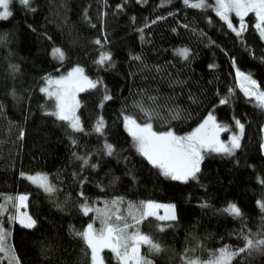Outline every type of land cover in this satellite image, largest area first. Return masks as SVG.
Listing matches in <instances>:
<instances>
[{"label":"trees","instance_id":"16d2710c","mask_svg":"<svg viewBox=\"0 0 264 264\" xmlns=\"http://www.w3.org/2000/svg\"><path fill=\"white\" fill-rule=\"evenodd\" d=\"M10 9L12 15L0 20V203L27 195L36 222L27 228L10 220L17 213L11 203L0 216L19 264H92L91 250L76 233L89 223L102 225L95 211L85 215L81 206L97 208L121 197L133 205L175 206L174 221L152 216L129 228L160 245L159 252L141 248L152 264L207 261L225 245L239 249L244 236L264 233L257 204L264 201V109L244 95L236 77L238 68L264 90V38L254 13L237 37L213 9L190 8L183 0H31L28 7L13 0ZM232 21L239 27L234 14ZM54 48L63 50V61L53 57ZM181 48L189 49L187 59L177 55ZM101 52L110 53L111 61L97 64ZM76 64L101 82L79 95L82 133L49 115L55 101L40 91L46 76ZM224 98L229 102L220 104ZM141 108L151 114L154 131L178 136L194 131L209 112L230 127L225 138L239 120L241 146L230 156L206 153L197 180H172L137 152L125 128L124 115L148 121ZM100 117L103 136L93 131ZM105 142L113 145V155L102 150ZM21 173H46L57 191L49 194ZM230 203L241 217L223 211ZM105 257L107 264H119L109 249ZM232 264H264V251L241 253Z\"/></svg>","mask_w":264,"mask_h":264},{"label":"snow or ice","instance_id":"6c2138e0","mask_svg":"<svg viewBox=\"0 0 264 264\" xmlns=\"http://www.w3.org/2000/svg\"><path fill=\"white\" fill-rule=\"evenodd\" d=\"M13 0H0V20H6L11 15L10 4ZM31 0H19V3L25 7L30 6ZM170 3V0H162V4ZM185 6L194 9H213L216 15L225 22L227 27L231 29L237 37H241L246 31L247 25L245 17L249 13H254L257 22L254 27L258 30L261 38H264V0H214L209 3L208 0H183ZM122 5H117V8H122ZM34 11V9H32ZM232 14L239 18V27H236L232 21ZM172 15V13H169ZM164 17H157V20ZM153 20L152 23H156ZM145 27H148L146 24ZM185 27H187L185 25ZM143 31V30H141ZM100 44V40L95 41ZM52 55L55 59L63 61L65 54L62 49L54 48ZM177 55L187 59L189 57V49L181 48L177 50ZM110 53L101 52L97 64L103 65L105 62L111 61ZM134 59L139 60L136 56ZM15 67V66H13ZM209 67H214L210 65ZM236 77L240 90L250 100H254L256 106L264 109V90L260 88L258 82L252 78L251 74H246L236 69ZM100 81H93L84 74V69L77 65L65 76L46 78V86L40 89L50 99H54V111L48 113L55 116L59 121L66 122V125L73 133L85 132L80 117L77 115V110L80 107V102L77 95L80 92L88 89H94ZM231 91V90H230ZM105 100L111 99L105 95ZM150 99L155 100L154 97ZM228 99L220 100V104L228 103ZM148 117V121L139 123L131 115H124L123 121L126 130L134 141L137 152L143 156L154 168L160 170L161 174L169 177L172 180L187 182L189 180H197L198 174L201 171V162L204 160L206 153H218L226 156L232 155L236 149L240 148V139L243 135L244 125L239 121H235L236 127L239 129V134H233L227 142L220 139V134L230 131V127L225 124L218 123L213 113L209 112L204 121L191 133L184 136H178L173 131L157 132L153 130V125L150 122L151 114L141 108ZM177 118V117H173ZM104 120L103 117L97 119L93 131L101 136L104 135ZM72 143L76 144L77 140L72 139ZM102 150L109 156L113 155V145L105 142ZM75 156L76 154L73 153ZM77 159L82 160L84 165L89 164L87 157L77 156ZM96 167V165H91ZM27 180L42 188L45 192L53 194L57 191L54 184L49 180L48 174L36 173L34 175H26L21 173ZM264 183V180L261 181ZM83 196V193H81ZM26 195L17 197H3L4 203H0V216L8 212L9 204L19 212V209L26 207ZM123 203V198H116L110 202L111 206L104 209L89 207L86 203L81 206L85 215L95 211L100 219L102 228L97 232L93 228V224L89 223L83 232H77L87 247L91 250L92 264H104V258L101 255L104 249H109L115 254L119 264H152V261L141 254V246H147L150 252H159L160 245L155 242L151 236L142 234L139 231L129 233V228H134L146 217L156 216L155 209L164 207L166 213L163 216H157L161 221L176 220L174 205H158L153 202L142 204L145 211H140L139 219L134 214L133 209L136 206L129 203L127 217L120 212L119 205ZM258 206L264 211V201H258ZM224 212L241 217L242 212L236 204L230 203ZM128 218L135 221V225L129 224ZM10 220H19V222L27 228L35 226V220L27 213L9 216ZM163 231V228H160ZM10 233L0 224V254H3L0 259L6 258L9 264H19L18 259L14 254V250L8 243ZM244 246L233 250L229 245H225L214 252L207 261H200L199 258L187 259L185 264H232L235 257L244 252L252 250L264 251V233L259 234V238H253L251 235L244 236Z\"/></svg>","mask_w":264,"mask_h":264},{"label":"rangeland","instance_id":"374dc122","mask_svg":"<svg viewBox=\"0 0 264 264\" xmlns=\"http://www.w3.org/2000/svg\"><path fill=\"white\" fill-rule=\"evenodd\" d=\"M10 11H11V9H10ZM78 64H76V65H74V67H76ZM80 66V65H79ZM74 67H72L71 69H69V70H66V72H61V73H57V74H53V75H48V76H46L45 77V80H44V83H43V85L41 86V88L42 87H44V86H46V78L47 77H49V76H51L52 78H58V77H60V76H65V75H67V73L69 72V71H71ZM80 67H82V66H80ZM83 68V67H82ZM84 74H85V72H84ZM89 77V76H88ZM90 78V77H89ZM91 80H93L92 78H90ZM94 81V80H93ZM81 93V92H80ZM80 93H78V95H77V99L80 101V98H79V95H80ZM77 112H78V110H77ZM219 123V122H218ZM193 132V131H192ZM263 132H264V129H263ZM191 133V132H190ZM226 133H228V132H223V133H221L220 134V139L222 140V141H224V142H227L229 139H230V137L233 135V134H239V129L237 128L236 130H235V132H233V133H231V134H229V137L228 138H225V134ZM188 133H186L185 135H187ZM184 136V135H183ZM263 149H264V147H263ZM31 175H34V174H31ZM49 177V176H48ZM49 180H50V177H49ZM34 185H36V184H34ZM21 195H25V194H21ZM27 196V195H26ZM27 201H28V199H27ZM27 201H26V205H27ZM153 203H155V204H158V205H164V206H167V205H173L172 203H161V202H158V203H156V202H153ZM106 205L107 206H111V204H110V202H104L103 203V205H101V206H99V207H97V208H99V209H104L105 207H106ZM128 205H129V203H127V202H123V203H121L120 205H119V207H120V212H121V214L122 215H124V216H126L127 217V213H128V211H129V209H128ZM136 206V209H139V211H136L135 209H133V211H134V214L137 216V218L139 219V214H140V211H145L146 209H144L142 206H139V205H135ZM155 212H156V216L155 217H157V216H163V215H165V213H166V208H164V207H161V208H158V209H155L154 210ZM20 213H27V215L28 216H31L29 213H28V210H27V207H22V208H20L19 209V212H17L16 213V215H19ZM95 215H96V218H97V216H98V214L95 212ZM175 215H176V211H175ZM33 220H34V218H32ZM129 219V218H128ZM131 219V218H130ZM17 221H18V223H20L19 222V220L17 219ZM101 222V221H100ZM21 224V223H20ZM91 224H93V228H94V230H96L97 232L102 228V226H100V227H97V226H95L94 225V223H91ZM100 225H102L101 223H100ZM87 228V227H86ZM128 231H129V233H132V232H134L135 230H129L128 229ZM143 246V245H142ZM142 246H141V248H142ZM108 250V249H107ZM105 251H106V249H104L103 250V252L101 253V255L103 256V258H104V264H107L106 263V257H105ZM140 251H141V254H142V250L140 249ZM115 255V254H114Z\"/></svg>","mask_w":264,"mask_h":264}]
</instances>
